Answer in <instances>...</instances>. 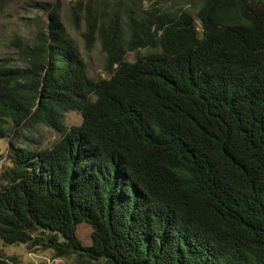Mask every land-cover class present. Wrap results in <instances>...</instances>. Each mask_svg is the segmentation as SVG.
Listing matches in <instances>:
<instances>
[{
	"label": "trees",
	"instance_id": "trees-1",
	"mask_svg": "<svg viewBox=\"0 0 264 264\" xmlns=\"http://www.w3.org/2000/svg\"><path fill=\"white\" fill-rule=\"evenodd\" d=\"M111 1L123 22L87 5L82 32L108 77L53 10L25 66L0 60V239L71 264H264V0Z\"/></svg>",
	"mask_w": 264,
	"mask_h": 264
},
{
	"label": "rangeland",
	"instance_id": "rangeland-1",
	"mask_svg": "<svg viewBox=\"0 0 264 264\" xmlns=\"http://www.w3.org/2000/svg\"><path fill=\"white\" fill-rule=\"evenodd\" d=\"M198 4L200 0H191ZM76 2H79L76 4ZM142 6L162 3L161 0H138ZM116 5L111 0H0V60L11 65L25 66L23 60H20L17 52L18 43L21 41L32 42L37 40V31L44 28L47 22V11L53 10L61 19L66 32L82 54L86 64L88 75L97 80L108 77L109 74L104 70V53L100 49L98 40H95L89 49L86 48L87 41L82 32L85 29V12L87 5L95 10V20L100 19L110 11V6L119 9L116 11V17L119 22L124 20L123 10L127 8L124 1ZM168 3H173L168 0ZM187 8L191 5L190 1L181 0L177 5ZM73 5L76 6L77 21H72ZM116 5V6H115ZM76 13V12H75ZM194 14V12H192ZM128 60L134 59V54H126ZM82 116L79 111H67L64 116V123L67 128L72 125L80 124ZM33 137L40 140L41 147H50L57 139L58 135L49 127L39 126L36 130H31ZM13 133L7 138L0 139V166L5 163L8 151L7 141L13 139ZM26 143L29 141L25 140ZM34 146V143H30ZM91 228L85 223L77 225V236L83 244L90 243ZM0 257L5 261L4 264H71V258L53 257V252L39 246L28 248L24 243L7 244L0 239Z\"/></svg>",
	"mask_w": 264,
	"mask_h": 264
},
{
	"label": "built area",
	"instance_id": "built-area-1",
	"mask_svg": "<svg viewBox=\"0 0 264 264\" xmlns=\"http://www.w3.org/2000/svg\"><path fill=\"white\" fill-rule=\"evenodd\" d=\"M49 261H50V260L48 259V260H47V262H48L47 264H49Z\"/></svg>",
	"mask_w": 264,
	"mask_h": 264
}]
</instances>
